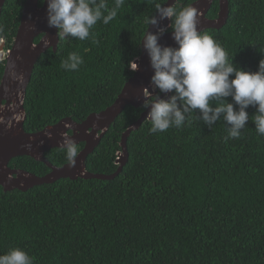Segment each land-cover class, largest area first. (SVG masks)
<instances>
[{
	"label": "trees",
	"instance_id": "16d2710c",
	"mask_svg": "<svg viewBox=\"0 0 264 264\" xmlns=\"http://www.w3.org/2000/svg\"><path fill=\"white\" fill-rule=\"evenodd\" d=\"M25 1L3 4L0 39L7 47ZM194 1L176 0L174 7ZM107 3L114 6V0ZM228 8L220 30L202 33L236 67L255 72L264 59V0H228ZM217 12L216 0L207 17ZM151 14L156 15L153 0H125L117 17L107 25L98 21L89 39L59 36L56 52L47 50L32 70L25 132L64 118L79 123L110 106L134 73L128 63L140 56L144 17ZM72 52L84 62L65 71L61 63ZM3 70L0 64V79ZM219 103L210 101L213 107ZM246 111V127L230 139L222 119L205 125L198 110L182 127L165 132L151 133L145 121L127 138L128 161L112 180L60 179L26 192L0 187V254L18 247L34 257L33 264H264V136L252 121L256 107ZM142 112L125 108L88 156L89 173L117 171L121 135ZM45 158L56 167L69 162L63 149ZM8 166L39 177L50 172L28 157Z\"/></svg>",
	"mask_w": 264,
	"mask_h": 264
},
{
	"label": "clouds",
	"instance_id": "9594fccd",
	"mask_svg": "<svg viewBox=\"0 0 264 264\" xmlns=\"http://www.w3.org/2000/svg\"><path fill=\"white\" fill-rule=\"evenodd\" d=\"M40 2L43 4L45 0ZM124 2L114 0V6L109 8L107 0H47V24L59 30L62 37L84 41L89 39L98 21L107 25L114 20ZM153 3L159 19L170 21L168 28L172 30L176 46L159 44L158 39L165 29L160 28L156 33L148 31L149 26L158 25V19L152 14L144 17L147 27L141 41L153 74L150 77L152 92L144 91L141 108L148 109L145 118L151 122L149 131L157 133L170 127L180 128L188 114L198 110V117L205 125L212 126L222 119L228 126L226 139L239 138L250 118L246 109L255 106L252 121L257 133L264 136V59L259 61L255 72L239 69L211 35L198 30V10L194 6L177 9L173 5L163 6L167 0H153ZM2 42L4 40L0 39ZM83 62L80 55L72 52L62 61L61 67L65 71H76ZM128 64L131 71L138 69L135 61L130 60ZM160 93L173 94L164 99ZM227 97H231L233 103L224 99ZM213 100H219V105L213 107L210 104ZM61 146L70 166H74L79 152L76 141L66 137ZM33 260L34 257L18 247L0 254V264H33Z\"/></svg>",
	"mask_w": 264,
	"mask_h": 264
},
{
	"label": "water",
	"instance_id": "95a60500",
	"mask_svg": "<svg viewBox=\"0 0 264 264\" xmlns=\"http://www.w3.org/2000/svg\"><path fill=\"white\" fill-rule=\"evenodd\" d=\"M216 0H195L190 5L198 10V30H220L227 22L229 15L228 0L218 1V12L214 19L207 14L212 3ZM5 0H0V14ZM176 0H168L164 6H170ZM47 0L39 5V0H26L22 7L20 23L13 39L12 48L5 61V67L0 81V187L4 192L27 190L41 185L52 184L60 179L101 181L112 180L121 173L128 161L127 138L145 122L148 109H145L139 119L130 125L121 135V153L116 160L117 171L112 175L91 174L86 170V161L97 148L111 125L128 106L139 109L143 107V93L151 94L150 77L153 70L150 67L149 57L142 46L138 60V69L126 81L115 101L100 111L90 114L81 123L71 118H64L58 123L46 126L44 129L27 133L24 130L26 112L24 99L26 88L30 82L32 70L39 57L47 50L56 52L59 43V30L49 27L46 19ZM158 19V25L149 26L148 31L156 33L160 28L165 31L160 35L158 43L162 46L175 47L171 31L168 28L170 21ZM39 37L37 43L34 39ZM2 59V55H0ZM158 91V90H157ZM155 94V93H153ZM171 93H162L161 98L167 99ZM73 138L77 145L83 144L82 150L75 158V165L70 162L61 167L53 166L45 158V153L53 149H62V140ZM17 157H28L46 165L50 172L39 177L21 169L8 166L9 162Z\"/></svg>",
	"mask_w": 264,
	"mask_h": 264
},
{
	"label": "flooded vegetation",
	"instance_id": "af4514ba",
	"mask_svg": "<svg viewBox=\"0 0 264 264\" xmlns=\"http://www.w3.org/2000/svg\"><path fill=\"white\" fill-rule=\"evenodd\" d=\"M39 2H40V0H39ZM41 4H42V3L40 2L39 5H41ZM36 39H37V41H35ZM38 40H39V37L35 38V39H34V43H37ZM12 44H13V43H11V45H10L9 47H7V46L5 45L4 42L0 43V55H2V59H0V64H3L4 67H5V63H6L5 59H6L7 55H8V53H9V51H10L11 48H12ZM3 50H4V52H2ZM3 71H4V70H3ZM1 79H2V77H1ZM1 79H0V81H1ZM161 94H162V93H160V96H161ZM141 109H143V111H144L145 108H141ZM81 122H82V121H81ZM79 123H80V122H79ZM79 145H80V144H79Z\"/></svg>",
	"mask_w": 264,
	"mask_h": 264
}]
</instances>
